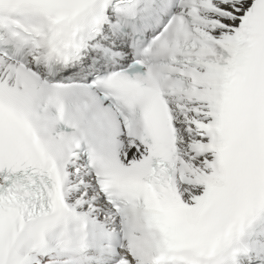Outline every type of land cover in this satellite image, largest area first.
<instances>
[{
    "label": "snow or ice",
    "instance_id": "1",
    "mask_svg": "<svg viewBox=\"0 0 264 264\" xmlns=\"http://www.w3.org/2000/svg\"><path fill=\"white\" fill-rule=\"evenodd\" d=\"M0 264H264V0H0Z\"/></svg>",
    "mask_w": 264,
    "mask_h": 264
}]
</instances>
